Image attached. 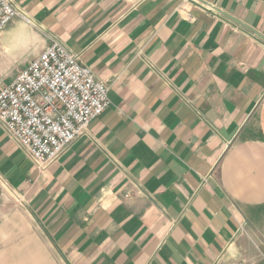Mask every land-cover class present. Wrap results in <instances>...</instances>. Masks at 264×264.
<instances>
[{
	"label": "crops",
	"instance_id": "0c3cea01",
	"mask_svg": "<svg viewBox=\"0 0 264 264\" xmlns=\"http://www.w3.org/2000/svg\"><path fill=\"white\" fill-rule=\"evenodd\" d=\"M9 1L31 31L0 32L4 84L56 41L108 87L41 167L0 128V185L61 262L259 264L264 0Z\"/></svg>",
	"mask_w": 264,
	"mask_h": 264
},
{
	"label": "built area",
	"instance_id": "2783aa9c",
	"mask_svg": "<svg viewBox=\"0 0 264 264\" xmlns=\"http://www.w3.org/2000/svg\"><path fill=\"white\" fill-rule=\"evenodd\" d=\"M16 18L29 23L9 0H0V32ZM107 94L78 56L52 41L0 88V128L41 167L87 132L109 107Z\"/></svg>",
	"mask_w": 264,
	"mask_h": 264
},
{
	"label": "rangeland",
	"instance_id": "374dc122",
	"mask_svg": "<svg viewBox=\"0 0 264 264\" xmlns=\"http://www.w3.org/2000/svg\"><path fill=\"white\" fill-rule=\"evenodd\" d=\"M28 25L22 20L18 31L28 34L31 31ZM27 57L28 52L18 51L13 62L19 67ZM12 67L7 66L6 74H0V87L11 79ZM35 228V222L20 200L0 185V264H63L56 251L38 236Z\"/></svg>",
	"mask_w": 264,
	"mask_h": 264
}]
</instances>
